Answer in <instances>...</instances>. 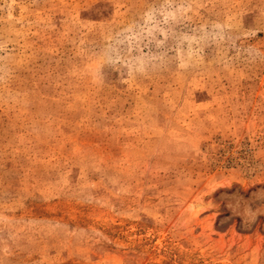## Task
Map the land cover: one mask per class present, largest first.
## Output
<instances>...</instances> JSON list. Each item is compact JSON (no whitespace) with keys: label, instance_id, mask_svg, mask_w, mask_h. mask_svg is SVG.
Masks as SVG:
<instances>
[{"label":"rangeland","instance_id":"1","mask_svg":"<svg viewBox=\"0 0 264 264\" xmlns=\"http://www.w3.org/2000/svg\"><path fill=\"white\" fill-rule=\"evenodd\" d=\"M0 264H264V0H0Z\"/></svg>","mask_w":264,"mask_h":264}]
</instances>
